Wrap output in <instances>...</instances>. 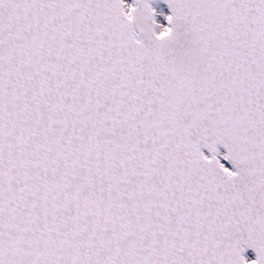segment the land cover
Instances as JSON below:
<instances>
[{
    "label": "snow or ice",
    "instance_id": "1",
    "mask_svg": "<svg viewBox=\"0 0 264 264\" xmlns=\"http://www.w3.org/2000/svg\"><path fill=\"white\" fill-rule=\"evenodd\" d=\"M0 264H264V0H0Z\"/></svg>",
    "mask_w": 264,
    "mask_h": 264
}]
</instances>
